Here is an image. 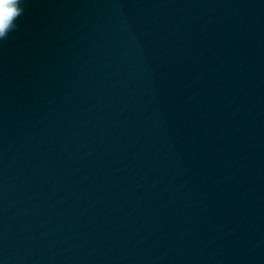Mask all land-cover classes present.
<instances>
[{
  "label": "water",
  "instance_id": "95a60500",
  "mask_svg": "<svg viewBox=\"0 0 264 264\" xmlns=\"http://www.w3.org/2000/svg\"><path fill=\"white\" fill-rule=\"evenodd\" d=\"M20 7L0 264H264V0Z\"/></svg>",
  "mask_w": 264,
  "mask_h": 264
},
{
  "label": "clouds",
  "instance_id": "9594fccd",
  "mask_svg": "<svg viewBox=\"0 0 264 264\" xmlns=\"http://www.w3.org/2000/svg\"><path fill=\"white\" fill-rule=\"evenodd\" d=\"M21 0H0V41L7 37L14 21L23 13Z\"/></svg>",
  "mask_w": 264,
  "mask_h": 264
}]
</instances>
